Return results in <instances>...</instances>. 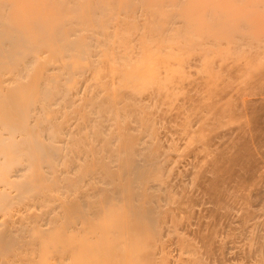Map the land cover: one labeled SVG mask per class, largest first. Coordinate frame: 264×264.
<instances>
[{"label":"bare ground","instance_id":"6f19581e","mask_svg":"<svg viewBox=\"0 0 264 264\" xmlns=\"http://www.w3.org/2000/svg\"><path fill=\"white\" fill-rule=\"evenodd\" d=\"M258 58L264 0H0V264H264Z\"/></svg>","mask_w":264,"mask_h":264},{"label":"rangeland","instance_id":"374dc122","mask_svg":"<svg viewBox=\"0 0 264 264\" xmlns=\"http://www.w3.org/2000/svg\"><path fill=\"white\" fill-rule=\"evenodd\" d=\"M146 49H147V51L150 50V49H148V48H146ZM151 50H152V49H151ZM151 50H150V51H151ZM147 51H146V52H147ZM151 52H153V50H152ZM151 52H148V53H151ZM148 53H144V54H145V58H147V57L150 55V56H151V59H152V58H153L152 55H154L156 52L152 53V55H151V54H148ZM182 54H183V55L181 56V53H178V52H177V55H176V56H173V58H172V57L170 58V59H173V61H171L170 59H167V61L170 60L172 64H173V62H174V63H175L174 65H177V63H180V62H182V61L184 60L183 58H184V56H185V55H184L185 53L182 52ZM146 56H147V57H146ZM217 56H218V55H217ZM169 57H170V56H169ZM188 57H189V56L186 55V58H187V59H188ZM149 58H150V57H149ZM165 58H168V57L166 56ZM191 58H192V57H191ZM142 59H143V60H142ZM263 59H264V58H262V59H259V58H258L257 60L264 61ZM147 60L151 61L150 59H147ZM147 60H146V62H145V59L142 57V58L139 60V61H140L139 63H141V61H142L143 64L148 63L149 61H147ZM164 60H165V59H164ZM174 60H175V61H174ZM185 60H186V59H185ZM143 61H144L145 63H144ZM176 61H177V62H176ZM163 62H164V61H163ZM165 62H166V60H165ZM158 65L160 66V63H158L155 67H157ZM161 65H162V64H161ZM151 66H152V65L150 64L149 67H151ZM159 66H158V67H159ZM178 66H179V64H178L175 68H178ZM149 69H150V68H149ZM155 70H156V69H154V71H155ZM154 71H153V72H154ZM146 73H148V72L146 71ZM249 73H250V74H251V73H252V74H255L254 72H249ZM247 74H248V73H247ZM247 74H246V76H247L246 78H247V79H245V75H244V79H243V81L245 82V80H248V78H249L250 81H249V80L246 81V84H247V82H248V83H249L248 85H250L251 87H250V86L247 87V85H246V86H243V85H242L241 88H245V89L248 88V90L246 89L245 91H249L250 88H251V90H252L253 88H255L254 85H255V83H256V81H255L256 76H255V78H254V77H251V79H254V80H252V82L254 81V83H251V79H250V76H251V75L248 76ZM243 81L241 80V81L239 82V84L243 83ZM252 84H253V85H252ZM173 86H174V92L176 91L175 93H178V92H179L178 82H177V83L175 82ZM249 87H250V88H249ZM217 88H219V87H217ZM251 90H250V91H251ZM254 90H255V89H254ZM179 93H180V92H179ZM23 198H24V197H23Z\"/></svg>","mask_w":264,"mask_h":264}]
</instances>
